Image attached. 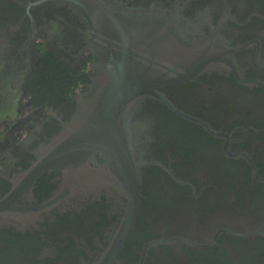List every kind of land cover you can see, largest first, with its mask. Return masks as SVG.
Masks as SVG:
<instances>
[{
    "label": "flooded vegetation",
    "instance_id": "1",
    "mask_svg": "<svg viewBox=\"0 0 264 264\" xmlns=\"http://www.w3.org/2000/svg\"><path fill=\"white\" fill-rule=\"evenodd\" d=\"M113 3L179 9L183 31L216 35L235 70L142 105L138 208L115 251L128 199L102 156L71 175L33 168L94 74L85 26L58 0H0V201H14L0 214V264H264V0Z\"/></svg>",
    "mask_w": 264,
    "mask_h": 264
},
{
    "label": "water",
    "instance_id": "2",
    "mask_svg": "<svg viewBox=\"0 0 264 264\" xmlns=\"http://www.w3.org/2000/svg\"><path fill=\"white\" fill-rule=\"evenodd\" d=\"M58 1L71 8L85 26L94 74L77 99L71 120L44 147L33 168L35 176L51 169L71 175L73 170L82 171L94 154L101 155L111 179L108 186L128 199L116 251L138 208L135 170L140 165L136 163L133 124L142 105L148 99L160 98V88L206 73L234 71L236 65L231 50L223 47L216 35H187L179 9L137 11L114 4V0ZM77 179L72 177L67 187L74 188ZM12 197L10 194L0 201V214L13 212ZM105 262L102 257L99 264Z\"/></svg>",
    "mask_w": 264,
    "mask_h": 264
},
{
    "label": "trees",
    "instance_id": "3",
    "mask_svg": "<svg viewBox=\"0 0 264 264\" xmlns=\"http://www.w3.org/2000/svg\"><path fill=\"white\" fill-rule=\"evenodd\" d=\"M65 80H66L65 82L63 81L64 83L68 82L67 79H65ZM77 81H78V80H74L73 83L77 84ZM64 83H63V84H64ZM63 84L60 85L59 87L63 90V94H64V95H67V94L70 92V85H71V83H70V84L68 83V86H67V87H65ZM63 86H64V87H63Z\"/></svg>",
    "mask_w": 264,
    "mask_h": 264
}]
</instances>
